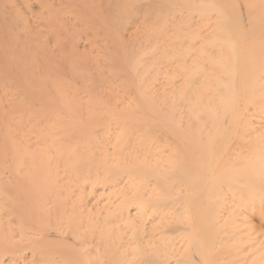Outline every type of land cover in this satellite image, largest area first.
<instances>
[{"label":"bare ground","instance_id":"obj_1","mask_svg":"<svg viewBox=\"0 0 264 264\" xmlns=\"http://www.w3.org/2000/svg\"><path fill=\"white\" fill-rule=\"evenodd\" d=\"M237 1L0 0V264H264V0Z\"/></svg>","mask_w":264,"mask_h":264},{"label":"rangeland","instance_id":"obj_2","mask_svg":"<svg viewBox=\"0 0 264 264\" xmlns=\"http://www.w3.org/2000/svg\"><path fill=\"white\" fill-rule=\"evenodd\" d=\"M244 1H245V0H244ZM237 2H239V3L241 4V7L244 8V4H243V2L241 3V0H240V1L238 0ZM239 3H238V5H240ZM242 4H243V5H242ZM245 5H246V4H245ZM239 7H240V6H239ZM241 7H240V8H241ZM242 8H241V11H243V10L245 11V9H242ZM245 8H246V7H245ZM246 9L248 10V12H250L248 8H246ZM247 10H246V11H247ZM248 12H247V14H245V12L242 13V15L244 16V18H245V16H246V18L249 16V13H248Z\"/></svg>","mask_w":264,"mask_h":264}]
</instances>
